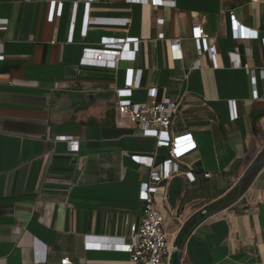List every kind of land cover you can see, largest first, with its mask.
Segmentation results:
<instances>
[{
	"label": "crops",
	"instance_id": "0c3cea01",
	"mask_svg": "<svg viewBox=\"0 0 264 264\" xmlns=\"http://www.w3.org/2000/svg\"><path fill=\"white\" fill-rule=\"evenodd\" d=\"M50 1L0 0V264L130 263L87 248L117 244L139 221L149 170L133 157L167 159L116 112L128 69L141 70L132 101L148 103L150 89L180 100L170 131L195 143L155 197L172 264H264V164L240 188L264 150V0H55L51 22ZM194 25L211 37L214 67L196 55ZM129 38L141 42L133 62L80 63L102 39Z\"/></svg>",
	"mask_w": 264,
	"mask_h": 264
},
{
	"label": "built area",
	"instance_id": "2783aa9c",
	"mask_svg": "<svg viewBox=\"0 0 264 264\" xmlns=\"http://www.w3.org/2000/svg\"><path fill=\"white\" fill-rule=\"evenodd\" d=\"M130 4L150 3L156 6H174L173 0H125ZM48 20L59 17L61 8H56V1H50ZM162 23V20H159ZM5 29V21H0V30ZM249 35L257 39L256 33ZM192 38L195 45L197 57L207 54L213 67L215 66V48L210 44L211 37L205 33L202 27H192ZM176 47V40L174 41ZM97 49L86 48L82 51L80 63L82 65L115 69L122 61L133 62L136 53L140 49L141 42L138 39H102ZM146 51V47H145ZM92 57L86 60L85 57ZM3 57L0 55V60ZM197 64V61L196 63ZM196 66V65H195ZM245 72L251 75V71L245 66ZM141 70L128 69L125 73V81L122 89H116V112L124 119L134 125L141 136L153 138L156 146L167 150V159L158 165H154L153 158L133 157L134 162L149 170L147 179L140 185L138 199L141 203L139 221H133L127 225V235L117 239V244H94L88 245L89 249H110L112 251L124 252L129 256V264H172L173 248L169 246L163 231L164 219L156 208V194L159 185L167 182L180 172L182 159L195 149V143L190 135H173L170 131L173 118L177 113L180 100L163 99L155 100L156 90L147 92L149 102L138 104L132 101V93L139 88ZM252 85L251 98L257 99L255 80L250 76ZM230 119L234 120L236 115L230 104ZM68 150L76 153L79 144L72 139H65ZM189 182L194 181L190 171L182 173ZM207 177L208 175H204ZM59 264H70L67 258Z\"/></svg>",
	"mask_w": 264,
	"mask_h": 264
},
{
	"label": "water",
	"instance_id": "95a60500",
	"mask_svg": "<svg viewBox=\"0 0 264 264\" xmlns=\"http://www.w3.org/2000/svg\"><path fill=\"white\" fill-rule=\"evenodd\" d=\"M263 164H264V150H263L262 153H261V158H260V160H259V161H255L254 163H252V164L250 165V167H249V171H251V170H253V169H255V168H259V167H261ZM221 207H222V205H220V206L216 209V211H219V210L221 209ZM187 235H188V234H185V235L182 237V240H181V242L179 243V245L177 246L176 251H175V253H174V255H175L177 261H179V259H180L181 250H182V247H183V244H184V241H185Z\"/></svg>",
	"mask_w": 264,
	"mask_h": 264
},
{
	"label": "trees",
	"instance_id": "16d2710c",
	"mask_svg": "<svg viewBox=\"0 0 264 264\" xmlns=\"http://www.w3.org/2000/svg\"><path fill=\"white\" fill-rule=\"evenodd\" d=\"M258 168H255L253 170H251L246 177L241 181L240 183V188L243 189L246 187V185L248 184V182L250 181V179L255 175L256 171Z\"/></svg>",
	"mask_w": 264,
	"mask_h": 264
}]
</instances>
